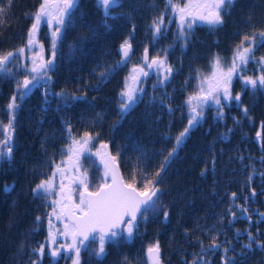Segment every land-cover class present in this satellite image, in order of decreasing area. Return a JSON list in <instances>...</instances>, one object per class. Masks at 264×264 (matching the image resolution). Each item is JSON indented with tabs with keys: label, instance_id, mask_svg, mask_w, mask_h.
<instances>
[{
	"label": "trees",
	"instance_id": "1",
	"mask_svg": "<svg viewBox=\"0 0 264 264\" xmlns=\"http://www.w3.org/2000/svg\"><path fill=\"white\" fill-rule=\"evenodd\" d=\"M166 2L121 0L112 17L105 18L95 0H80L57 40L51 80L34 81L28 95L17 98L13 152L10 159L0 160V264H60L46 259L49 198H36L33 189L51 176L55 164L68 158L70 137L81 139L85 132L93 137L86 147L108 151L126 182L131 183L135 174V186L142 190V176L153 177L159 199L155 209L143 210L131 238L123 234L106 241L105 254L99 258L93 254L98 242L91 244L80 253V264H147L145 251L157 243L162 264H264L263 86L250 88L241 78L244 72L235 74L230 90L240 101L222 103L223 118L218 117L217 105H205L203 119L190 129L160 176H154L188 124L187 99L197 95L201 77H213L214 58L219 56L222 66H228L245 35L264 31V0H236L223 25L215 29L197 21L186 46L177 36V16L172 18ZM41 3L0 0V8L6 10L0 16V54L17 55L9 66L11 74H0V141L9 124L8 105L17 82L34 75L28 70L36 45L25 48L23 56L17 50L25 47ZM160 16L164 31L154 39L151 25ZM125 39L134 51L128 64L120 67L118 49ZM36 41L40 56L51 59L47 25L40 26ZM145 48L150 58L166 53L172 72L161 83L167 73L151 70L139 81L137 88L143 91L136 93V103L121 114L120 93L130 77L129 68L146 65ZM255 52L254 59L264 54L259 42ZM255 68V72L249 68L251 78L260 65ZM258 133L259 146L254 142ZM92 167L90 190L101 183L99 166ZM213 239L219 248L210 247ZM248 244L250 248L245 247ZM40 245L45 246L43 255L36 251Z\"/></svg>",
	"mask_w": 264,
	"mask_h": 264
},
{
	"label": "snow or ice",
	"instance_id": "2",
	"mask_svg": "<svg viewBox=\"0 0 264 264\" xmlns=\"http://www.w3.org/2000/svg\"><path fill=\"white\" fill-rule=\"evenodd\" d=\"M97 8L102 12L105 18L112 17L113 10L121 6V0H95ZM236 0H181L180 4L174 3L173 0H167L166 8H170L172 14L178 17V32L177 36L183 40L185 46L187 45V37L190 36L191 30L197 21L209 26L210 29H215L224 23V16L228 14L229 10L233 7ZM11 3V0H9ZM80 0H42L39 9L34 14L33 23L31 29L28 32L27 43L25 47H21L17 50L20 56L25 53V48L31 50L36 44V34L42 24L47 25L51 29V55L52 58L44 60L41 55L39 59L32 58V67L28 70L31 74V78L25 76L22 82H17V92L12 96L11 102L8 105L10 111L9 124L4 129V139L0 141V160L10 159L13 152L12 147V132L14 131L13 120L15 118V110L18 108L16 103L17 98L24 99L31 91L30 85L35 87L40 80H51L49 73L54 68V60L56 55L57 40L60 39L62 29L67 23L71 22V16L73 12L79 7ZM182 5V6H181ZM6 10L0 8V16L4 14ZM163 16L158 17L153 21L151 27L153 30V38L155 39L160 35L164 29ZM245 42H249L247 45ZM259 42V46L264 47V31H261L258 36L254 33L251 37L245 35L240 44L233 50V56L230 64L225 69L222 67V60L219 56L214 58L213 62V78L208 80L201 77V83L198 86L199 90L197 95L190 96L186 104L189 106V116L187 126L179 133L175 138V145L165 156V160L161 163L160 169L154 174L155 177L160 176V172L164 170L165 165L168 163L169 158L177 151V148L183 143L184 138L189 134L190 129L199 124L203 119L204 106L211 101L218 106V117L223 118V104L222 100L230 101L232 99L240 101V96L235 97L231 94V83L233 76L238 72H243L244 67L247 66L251 59L255 58V49ZM41 52H43V46L41 45ZM122 54V60L120 63H125L129 58L131 51V43L128 39H125L120 46ZM145 55L143 57L144 63L147 67L153 66L162 68L165 73L163 83L168 79V76L172 72L171 66L166 64V53L163 58L159 55L153 58L151 63H148V49L145 48ZM17 60L16 53L8 52L6 54H0V74L7 76L11 74L10 65L14 64ZM257 63L264 65V57H261ZM137 72L143 76H147L148 73L141 67L137 69L133 67L132 73L129 78L125 80V87L120 93L119 108L121 114H126L131 106L136 103L137 92H142L143 89L135 88L129 85L128 80L132 79L139 83V77L135 75ZM104 73H101V77H104ZM246 85H251L253 89L260 86H264V75L259 76L257 79L251 77H241ZM205 80H207V87L205 88ZM36 82L34 84L33 82ZM23 89V91H21ZM60 95V94H57ZM195 101V103H194ZM247 113V109H245ZM68 132L71 133V128H68ZM259 136V133H258ZM71 144L67 149L68 160L75 162L71 166L66 165L64 161L55 164V171L51 176L46 179H42L33 189V195L39 199H47L55 191L56 177L59 175V200H52V213L49 215L48 226L49 234L48 239L52 245H57L50 251V256L57 258L61 255V250L65 253H72L71 258L73 264H80V252L81 247L87 248L93 242L98 241V249L94 251L96 257H102L105 254L106 241L112 240L116 237H122L123 233H127V237L131 238L134 229L137 227L138 216H143L144 211L147 208L155 209L158 203L157 193L159 188L156 187V181L153 177L144 174L142 176L143 189H137L135 186L136 176L132 177V182H126L122 176L118 174L115 169L114 163H110L109 159H105L108 156L107 153L101 154L100 152L93 153L101 158V163L104 165V177L101 183L94 189H89L87 182V176H81L78 181L75 176L69 179L68 185L64 184V180L69 178V173L79 172L78 161L80 158V148H86L91 144L93 137L85 132L83 138L76 139L70 137ZM80 147L77 148L76 146ZM107 144H101V148L106 149ZM63 154V153H62ZM115 160L114 157L111 158ZM110 177V180H109ZM82 191H78V199L73 198L72 184L77 183ZM255 195V192H252ZM156 197L157 199H153ZM236 193H232V198L235 199ZM247 211V209H243ZM235 218V212H231ZM63 224V228H56L53 231L54 225L52 224L51 216ZM165 218L167 212H165ZM264 215V214H261ZM40 221V217L36 218ZM121 225L124 228L121 229ZM64 237L66 240L70 239L71 243L58 244L57 235ZM249 239L253 240L254 237L249 233ZM85 242H88L86 244ZM264 246V245H261ZM212 248H219L220 245L215 242L210 246ZM245 247H251V244ZM45 250L44 245H40L36 251L43 255ZM227 252V249H225ZM150 256L154 253L156 257V264H159V244L148 248ZM195 264V261L193 262Z\"/></svg>",
	"mask_w": 264,
	"mask_h": 264
},
{
	"label": "rangeland",
	"instance_id": "3",
	"mask_svg": "<svg viewBox=\"0 0 264 264\" xmlns=\"http://www.w3.org/2000/svg\"><path fill=\"white\" fill-rule=\"evenodd\" d=\"M36 49L34 50V52L33 53H31V55H32V57H35L36 58V56L38 55V57L40 56V48L39 47H37V44H36V47H35ZM256 53V52H255ZM141 55H139V57H140ZM262 57H264V54H263V56ZM261 57H257L256 59H251L249 62H248V64H247V66L246 67H244V70H243V72L245 73V75L246 76H244V77H250V76H252V74H250V70H249V68H250V66H253L254 67V69H253V71L255 72V70H257V68H255V67H257V64H259V63H257V61L260 59ZM260 65V70H258V72L259 73H257V74H255L256 76H261V75H264V65H261V64H259ZM133 67H136L137 69H139V68H141V67H143L144 68V71H146L147 73H149L151 70H162V68H158V67H156V68H149V67H147V65H145V66H137V65H132V66H130V68H129V73L131 74L132 73V69H133ZM222 67H224L225 69L228 67V66H222ZM259 67V66H258ZM246 68H248V70H246ZM135 75H137V73L135 74ZM235 76V75H234ZM234 76H233V80H232V82L234 81ZM256 76H253L254 78L253 79H257V77ZM146 76H143L142 75V77L139 79V81L141 80V79H143V78H145ZM213 77H211V78H208V80H211ZM131 80V84H130V86H133V87H135V88H137L138 86H139V83H137L136 81H134V80H132V79H130ZM243 82H244V80H243ZM232 84V83H231ZM245 84V83H244ZM246 85V84H245ZM247 86H249V85H247ZM207 87V80H205V88ZM250 88H252L251 87V85L249 86ZM264 87V86H263ZM209 102H211V101H209ZM224 102H228V101H224V100H222V103H224ZM77 148H79L80 146L79 145H77L76 146ZM93 151V152H92ZM96 152H100L101 154H103L104 153V150L103 149H97V148H95V149H91V148H88V147H86V148H84L82 151H80V158H79V161H78V167H79V172H72L71 173V175L72 176H75L76 178H77V181H78V179L81 177V176H83V175H86L87 176V182H88V184H90V182H91V180H90V178H91V176H92V174H91V171H92V169H93V165L94 164H96L97 166H99L98 168H96V169H98L99 170V172L101 173V180H102V178L104 177V171H105V169H104V165L101 163V158H100V156H98V155H93V153H96ZM90 156H92L91 158H90ZM68 161H70V160H68V158L67 159H65L64 160V162L66 163V165H68ZM75 161V158H73V160H71V162H74ZM54 171H55V169H54ZM93 172V171H92ZM96 174H97V172H96ZM69 179H71V177L69 176V178H67V179H65L63 182H64V184L65 185H68V183H69ZM59 183H60V177H59V175L56 177V181H55V184H56V187H55V191L52 193V195L50 196V197H48L49 198V201H50V204H51V201L52 200H59L60 199V196H58L57 195V192H59ZM72 188H73V198H74V200H77L78 199V191H77V189H79V191H82L83 189L82 188H80L79 187V184H78V182L77 183H73L72 184ZM51 207H52V205H51ZM50 213H52V208H51V212ZM50 215V214H49ZM51 219L54 221V220H56V218H55V216L53 215V216H51ZM63 227V225L62 224H60V223H56V227ZM48 234H49V232H48ZM58 234V233H57ZM127 235V234H126ZM59 236H57V242H58V244H61V238H58ZM64 242H66L67 240L66 239H64L63 240ZM50 242V241H49ZM96 242H98V241H96ZM96 242H93V245H95V244H97ZM70 243H71V240H70ZM66 244H67V242H66ZM55 247H53V248H56L57 247V245H54Z\"/></svg>",
	"mask_w": 264,
	"mask_h": 264
},
{
	"label": "flooded vegetation",
	"instance_id": "4",
	"mask_svg": "<svg viewBox=\"0 0 264 264\" xmlns=\"http://www.w3.org/2000/svg\"><path fill=\"white\" fill-rule=\"evenodd\" d=\"M173 16H175V15H173L172 14V18L173 19H175V17H173ZM177 18V20H178V17H176ZM198 22H200V21H198ZM148 60H150V57L148 56ZM143 61V60H142ZM144 63V62H143ZM145 64V63H144ZM246 70H248V68H246ZM246 76V75H245ZM75 162V161H74ZM61 163V162H60ZM73 162H71V161H68V166H71V164H72ZM69 176L72 178L73 176L71 175V173H69ZM140 217V216H139ZM139 217L137 218V220L139 219ZM52 220V219H51ZM164 220H165V218H164ZM56 223H60L57 219L56 220H52V224L55 226L54 227V229H53V231L55 232V229L56 228H60V229H62L63 227H56ZM61 224V223H60ZM63 225V224H62ZM124 228V225H122V227H121V229H123ZM123 234H127L126 232H124ZM57 236H59L58 238H61V244H66V242L67 243H70V239H67V241L66 242H64L63 240L65 239L64 237H62V236H60L59 234H56ZM127 236V235H126ZM86 244H88V242H85ZM91 245V244H90ZM90 245L87 247V248H85V247H81V252H84V251H88L89 250V247H90ZM92 245H93V243H92ZM53 247H55L54 245H52L50 242H49V245H48V249H47V257H46V259L47 260H50L52 263H60V264H73V260L71 259V258H66V257H71L73 254L72 253H65V252H63V250H61V255L59 256V257H57V258H53V257H51L50 256V251L53 249ZM147 250H148V248L146 249V251H145V258H146V252H147ZM160 250V249H159ZM80 252V253H81ZM160 260H161V251H160ZM146 261H147V259H146ZM161 264H162V260H161V262H160ZM147 264H148V261H147ZM191 264H193V263H191ZM199 264V263H198Z\"/></svg>",
	"mask_w": 264,
	"mask_h": 264
},
{
	"label": "water",
	"instance_id": "5",
	"mask_svg": "<svg viewBox=\"0 0 264 264\" xmlns=\"http://www.w3.org/2000/svg\"><path fill=\"white\" fill-rule=\"evenodd\" d=\"M133 51H134V50H133V47H132V45H131V51H130L129 58L126 60L125 63H120V61L122 60V54H121L120 48L118 49V55H119V66H120V67H124L125 65L128 64V62L130 61V59H131V57H132V55H133ZM144 55H145V51L142 52V60H143ZM147 56H148V53H147ZM152 59H153V58H150V60H148V63H151ZM143 62H144V60H143ZM152 68L154 69V68H156V67L153 66ZM137 76H138L139 79H140V78L142 77V74H140L139 72H137ZM254 142H255L256 145L259 146L258 134H256V135L254 136ZM83 149H84V148H80V151H82ZM104 153H107V154H108V156H106L105 159H109L110 163H114V166H115L116 171H117L118 174L121 176V173H120V170H119V167H118L117 163H116L115 161H112V160H111L112 156L110 155V153H109L108 151H104ZM109 180H110V177H109ZM11 187H12L11 185H9L8 187H6V191H9V190L11 189ZM142 211H143V210H142ZM138 217H139V216H138ZM121 227H122V225H121ZM146 259H147V261H148V264H156V257H155V254L153 253V254L150 256V254L148 253V250H147V252H146ZM160 262H161V260H160V250H159V264H161Z\"/></svg>",
	"mask_w": 264,
	"mask_h": 264
}]
</instances>
